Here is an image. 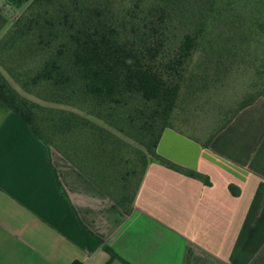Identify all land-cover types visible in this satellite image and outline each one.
<instances>
[{
  "label": "trees",
  "instance_id": "obj_1",
  "mask_svg": "<svg viewBox=\"0 0 264 264\" xmlns=\"http://www.w3.org/2000/svg\"><path fill=\"white\" fill-rule=\"evenodd\" d=\"M4 2L25 8H0V103L127 216L149 161L208 184L157 154L164 131L208 149L264 98V0Z\"/></svg>",
  "mask_w": 264,
  "mask_h": 264
},
{
  "label": "crops",
  "instance_id": "obj_2",
  "mask_svg": "<svg viewBox=\"0 0 264 264\" xmlns=\"http://www.w3.org/2000/svg\"><path fill=\"white\" fill-rule=\"evenodd\" d=\"M156 152L208 184L149 161L127 216L0 103V264H107L104 247L128 264H264V98L208 149L166 130Z\"/></svg>",
  "mask_w": 264,
  "mask_h": 264
},
{
  "label": "rangeland",
  "instance_id": "obj_3",
  "mask_svg": "<svg viewBox=\"0 0 264 264\" xmlns=\"http://www.w3.org/2000/svg\"><path fill=\"white\" fill-rule=\"evenodd\" d=\"M0 8L3 9V11L7 17L12 19V18H15L19 13H21L24 10L25 6L20 8V9H15V8L10 7V6H7L4 2V0H0ZM188 129L189 130H187V129H182V130H184L187 134H195L196 131H194L191 128H188ZM205 129H206V126H205Z\"/></svg>",
  "mask_w": 264,
  "mask_h": 264
}]
</instances>
